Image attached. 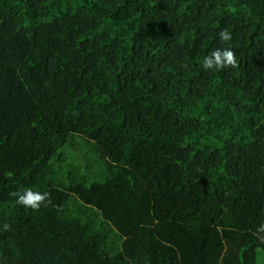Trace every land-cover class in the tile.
<instances>
[{
	"label": "trees",
	"instance_id": "obj_1",
	"mask_svg": "<svg viewBox=\"0 0 264 264\" xmlns=\"http://www.w3.org/2000/svg\"><path fill=\"white\" fill-rule=\"evenodd\" d=\"M0 264H264V0H0Z\"/></svg>",
	"mask_w": 264,
	"mask_h": 264
},
{
	"label": "clouds",
	"instance_id": "obj_2",
	"mask_svg": "<svg viewBox=\"0 0 264 264\" xmlns=\"http://www.w3.org/2000/svg\"><path fill=\"white\" fill-rule=\"evenodd\" d=\"M219 39L222 42H228L232 39L230 32L227 29L221 30L218 33ZM238 66L236 54L230 48L215 49L203 60L201 67L204 70H221L227 67L236 68ZM10 196L16 198V203L33 211H38L41 205L48 206L51 204L50 194L47 192L41 193L34 191L32 188H25L22 191H14ZM5 230H10V225H4Z\"/></svg>",
	"mask_w": 264,
	"mask_h": 264
}]
</instances>
